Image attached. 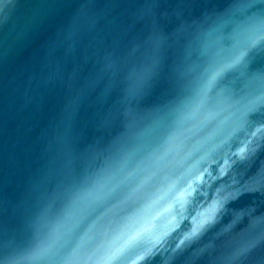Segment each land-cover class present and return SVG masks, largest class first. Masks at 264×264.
Listing matches in <instances>:
<instances>
[{
	"label": "water",
	"instance_id": "95a60500",
	"mask_svg": "<svg viewBox=\"0 0 264 264\" xmlns=\"http://www.w3.org/2000/svg\"><path fill=\"white\" fill-rule=\"evenodd\" d=\"M0 264H264V0H0Z\"/></svg>",
	"mask_w": 264,
	"mask_h": 264
}]
</instances>
